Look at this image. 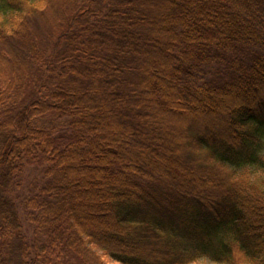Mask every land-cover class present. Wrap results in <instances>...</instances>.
I'll use <instances>...</instances> for the list:
<instances>
[{
	"label": "trees",
	"instance_id": "16d2710c",
	"mask_svg": "<svg viewBox=\"0 0 264 264\" xmlns=\"http://www.w3.org/2000/svg\"><path fill=\"white\" fill-rule=\"evenodd\" d=\"M205 260L264 264V0H0V264Z\"/></svg>",
	"mask_w": 264,
	"mask_h": 264
},
{
	"label": "rangeland",
	"instance_id": "374dc122",
	"mask_svg": "<svg viewBox=\"0 0 264 264\" xmlns=\"http://www.w3.org/2000/svg\"><path fill=\"white\" fill-rule=\"evenodd\" d=\"M47 33V30H46V28L44 27V26H42L41 27V31H37V36L41 39V41H43L44 39H45V34L44 33ZM41 34H42V36H41ZM207 121H209V122H215L214 120H212V119H208ZM180 121H178V120H176V121H174V122H171L168 126H167V128L169 129V130H174V129H179V127H180V125H181V123H179ZM31 177H32V175L30 174L29 176H28V179L29 180H31ZM240 260V259H239ZM111 264H115V263H111ZM196 264H213V263H210V262H208V261H200V262H198V263H196ZM239 264V263H238ZM241 264V263H240Z\"/></svg>",
	"mask_w": 264,
	"mask_h": 264
}]
</instances>
